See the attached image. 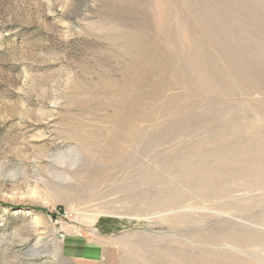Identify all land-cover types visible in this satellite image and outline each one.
Here are the masks:
<instances>
[{"label": "rangeland", "instance_id": "1", "mask_svg": "<svg viewBox=\"0 0 264 264\" xmlns=\"http://www.w3.org/2000/svg\"><path fill=\"white\" fill-rule=\"evenodd\" d=\"M0 264H264V0H0Z\"/></svg>", "mask_w": 264, "mask_h": 264}]
</instances>
